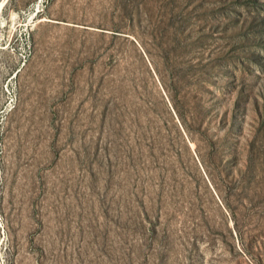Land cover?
<instances>
[{
    "label": "rangeland",
    "instance_id": "obj_1",
    "mask_svg": "<svg viewBox=\"0 0 264 264\" xmlns=\"http://www.w3.org/2000/svg\"><path fill=\"white\" fill-rule=\"evenodd\" d=\"M0 264H264V0H0Z\"/></svg>",
    "mask_w": 264,
    "mask_h": 264
},
{
    "label": "bare ground",
    "instance_id": "obj_2",
    "mask_svg": "<svg viewBox=\"0 0 264 264\" xmlns=\"http://www.w3.org/2000/svg\"><path fill=\"white\" fill-rule=\"evenodd\" d=\"M1 6H2V3H1V5H0V8H1Z\"/></svg>",
    "mask_w": 264,
    "mask_h": 264
}]
</instances>
